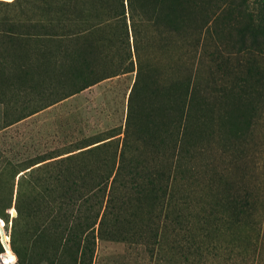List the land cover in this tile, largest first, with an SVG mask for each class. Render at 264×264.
<instances>
[{
  "label": "trees",
  "instance_id": "obj_1",
  "mask_svg": "<svg viewBox=\"0 0 264 264\" xmlns=\"http://www.w3.org/2000/svg\"><path fill=\"white\" fill-rule=\"evenodd\" d=\"M198 4L0 0V72L6 62L10 75L26 76L28 61L19 62L33 51L37 71L72 86L43 107L130 72L136 61L122 129L27 163L0 158L6 263L90 264L96 230L103 239L139 240L152 264H264V180L247 139L264 114V71L244 60L235 73L162 75L140 62L141 44L165 54L199 29ZM259 33L264 25L254 40Z\"/></svg>",
  "mask_w": 264,
  "mask_h": 264
},
{
  "label": "rangeland",
  "instance_id": "obj_2",
  "mask_svg": "<svg viewBox=\"0 0 264 264\" xmlns=\"http://www.w3.org/2000/svg\"><path fill=\"white\" fill-rule=\"evenodd\" d=\"M198 1L192 11V20L196 23L200 21L201 27L189 31L184 43L167 46L165 54H161V48L155 45L141 44V64L155 65L153 70H148L149 73L180 76L195 68L197 73H235L243 70L244 60H251L264 71V36L259 33L255 40L252 36L258 27L264 25V0ZM30 49L33 50V45ZM117 51L118 56L121 49ZM32 52L29 51L25 62H19L28 61V73L26 76L21 73L24 79L19 73L10 75L13 72L8 71L6 62L3 64L4 73L9 78L0 72V158H7L15 165L27 163L50 152L70 149L84 136L111 127L123 128L127 94L135 75L134 57V70L104 78L43 107L72 86L66 80L62 85L57 84L55 78L58 73L37 71L34 67L38 60ZM156 58L163 65L156 66ZM2 62L0 60V64ZM216 63L220 64L221 70H216ZM238 64H243V67ZM36 109L39 110L29 114ZM253 127V134L247 137L248 149L259 180H264V114ZM5 211L9 218L14 215L13 207ZM0 227V246L4 252V242L9 247L10 224H4L0 219ZM94 235L90 264H152L144 244L139 240L103 239L97 236L96 230ZM14 261L15 256L11 262L5 263L13 264Z\"/></svg>",
  "mask_w": 264,
  "mask_h": 264
},
{
  "label": "bare ground",
  "instance_id": "obj_3",
  "mask_svg": "<svg viewBox=\"0 0 264 264\" xmlns=\"http://www.w3.org/2000/svg\"><path fill=\"white\" fill-rule=\"evenodd\" d=\"M0 231H1V227H0ZM2 241H3V239H2ZM5 250H6V246L4 244V251ZM0 260L2 261L3 264H6L2 256H0Z\"/></svg>",
  "mask_w": 264,
  "mask_h": 264
},
{
  "label": "water",
  "instance_id": "obj_4",
  "mask_svg": "<svg viewBox=\"0 0 264 264\" xmlns=\"http://www.w3.org/2000/svg\"><path fill=\"white\" fill-rule=\"evenodd\" d=\"M3 254H4L3 252H0V256H4ZM7 263H9V262H7Z\"/></svg>",
  "mask_w": 264,
  "mask_h": 264
}]
</instances>
